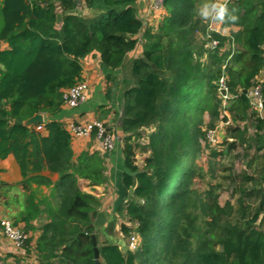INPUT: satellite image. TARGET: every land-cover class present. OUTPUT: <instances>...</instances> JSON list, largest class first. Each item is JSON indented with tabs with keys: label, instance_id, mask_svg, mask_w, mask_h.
Segmentation results:
<instances>
[{
	"label": "trees",
	"instance_id": "trees-1",
	"mask_svg": "<svg viewBox=\"0 0 264 264\" xmlns=\"http://www.w3.org/2000/svg\"><path fill=\"white\" fill-rule=\"evenodd\" d=\"M162 6L168 15L154 30L139 17L138 0L0 2V43L8 45L0 50V159L15 157L26 191L33 182L51 185L41 180L42 171L59 176L58 207H48L50 222L35 247L40 264H96L92 237L98 200L81 190L79 179L99 185L105 166L99 155L84 153L74 159L72 137L64 124L46 123L44 136L36 130L43 123L28 127L25 122L37 114L57 117L62 112L64 92L83 82V60L96 55L115 72L140 41L143 54L132 64L130 85L120 90L116 76L110 74L105 94L110 104H116L120 95L124 105L119 129L125 143L122 185L127 192L133 189L134 196L129 195L128 223L121 231L137 236L140 246L136 251H124L119 244L97 246L100 264H264V108L262 114L251 112L249 98L264 70V0L227 3L236 19L226 18L224 26L242 30L229 38L212 32L219 46L208 49L207 65L202 62L205 50L197 43L209 31L198 18L197 1L163 0ZM81 10L93 15L85 19ZM225 42L243 49L227 66L234 116L243 123L250 121L255 130L247 137L246 128H228L227 137L233 140L228 150L247 146L254 154L247 172L227 178L238 196L236 205L215 210L213 193L209 201H192L193 165L204 116L219 118L217 82L222 74L213 68L220 67L219 51ZM245 58L247 64L242 62ZM262 92L264 98V83ZM146 129L153 130L152 157L141 170L131 141ZM97 136L95 131L92 137ZM36 192L28 197L23 217L28 229L38 216ZM194 207L214 217L207 229L196 226ZM24 250L30 254L29 238Z\"/></svg>",
	"mask_w": 264,
	"mask_h": 264
},
{
	"label": "crops",
	"instance_id": "crops-1",
	"mask_svg": "<svg viewBox=\"0 0 264 264\" xmlns=\"http://www.w3.org/2000/svg\"><path fill=\"white\" fill-rule=\"evenodd\" d=\"M3 0H0V2ZM197 12L203 4L212 3L217 5L226 6V0H196ZM139 11L138 15L144 23L145 27L157 29L163 18L168 15L165 8L156 9L153 7V0H138ZM82 11V10H81ZM83 12H85L83 10ZM82 12V13H83ZM93 15H89L90 17ZM201 21L210 19L211 25H219L223 28L224 32L230 33L229 37L242 30L240 26L225 27L224 22H218L209 17L203 20L198 15ZM220 35L225 34L220 33ZM142 43V41H140ZM234 45V44H233ZM8 45L0 43V50H5ZM240 47L237 46V49ZM143 54V45L139 44L138 48L127 55L123 68H132L133 62L141 57ZM84 65H88L87 70ZM83 82L87 83L88 95L87 101L81 104L76 109L63 107L62 112L57 117L44 116L43 125L51 121H58L64 126L72 123H91L99 118L104 119L102 112L106 111L107 118L103 121L112 124L114 118L118 114L116 107H119V114L121 110V96H118L116 104H110L106 100V90L108 88L107 76L113 74L117 78L120 90L124 84V80L120 79L118 70L112 72L105 68L96 55H91L83 60ZM120 70V69H119ZM118 127V125H117ZM119 129V128H118ZM44 136L48 132L43 130L41 132ZM72 150L74 152V159L77 160L82 154L89 153L90 155H99L104 159L105 178L104 182L99 185H92L84 179H79V185L84 193L94 196L98 200L96 211L98 212V220L94 221L95 229L97 230L98 224L103 223L107 215H114L118 210L119 197L117 196L122 185V176L126 172L124 167L123 147L116 145L113 150L105 151L102 148L101 141L97 138H72ZM41 180L51 182V185L42 183L41 185L36 182L32 183L30 191H26L21 185L23 176L20 167L13 155L8 156L6 159H0V222L3 219L12 221L16 226L22 229L31 240V251L28 254L24 248L19 250L14 244L7 239L4 235L0 225V264H40L35 253V247L38 239L42 235L45 226L50 222L48 207L57 208L58 202L55 199L57 194L56 185L59 182L57 174H51L47 170L42 171L40 174ZM124 189V188H123ZM125 190V189H124ZM32 191H37L34 198V203L38 204V216L33 219L29 224L31 228H27L23 217L27 213V200ZM107 201V202H106ZM39 202H41L39 204ZM101 207V209L99 208ZM111 212V214H109Z\"/></svg>",
	"mask_w": 264,
	"mask_h": 264
},
{
	"label": "rangeland",
	"instance_id": "rangeland-1",
	"mask_svg": "<svg viewBox=\"0 0 264 264\" xmlns=\"http://www.w3.org/2000/svg\"><path fill=\"white\" fill-rule=\"evenodd\" d=\"M82 12L83 10L81 11V13ZM81 15L85 19H87L89 18L90 12H83ZM202 24L207 26L208 31L209 30L214 31L215 33L218 34L222 33L225 34V36H228L226 38H229L230 33L227 31L224 32L223 28H221L219 25L217 26L213 24L211 25L210 19L208 20L206 19ZM211 43L212 42L208 37H203V36L197 43L198 47H202L205 50L204 57L202 58V62L204 65H207L209 63V59H208L209 50H214L212 49ZM237 50L238 49L235 45L229 42H225V44L219 51V56H222V62L220 63V67L213 68L215 70H220L222 74V76L217 82L219 88H220V81L222 78H224L225 82H227V78H228L227 66L229 65V61L232 58L233 54L234 53L236 54ZM239 50L242 51L243 49L240 48ZM242 62L243 63L246 62L247 64L248 59L245 58V60H243ZM242 65L243 64H240L237 67L239 68ZM84 66L86 70L89 68L87 67L88 65H84ZM118 73L120 74L119 78L125 81L124 84L122 85V89L127 88L131 83V68H122L118 70ZM262 83H264V70L262 71L260 76L256 79V85L254 86V88L257 86H262L261 85ZM254 88H252L250 92H252ZM220 98L222 100V105L218 110L219 118L214 120V117L212 118V116L209 113L204 116L205 123L203 126H201L202 133L198 137L199 151L197 153L195 163L193 165L194 169H196V177L194 178L193 181L194 183L192 187V189L196 193L195 194L196 196L195 195H193L194 197L192 196L193 203L199 202V198L205 199V201H209L210 194L213 193L214 196L216 197L217 208L215 207L214 208L215 210H218V207L226 208V206L228 205L231 206L236 205L238 196L234 194L231 185L227 181V178L232 176L233 174L241 175L244 172H247L249 170L248 163L250 162L251 157L254 154V152L251 149H249L247 146H243V147L239 146L237 150L229 151L228 143L233 140L227 137L229 131L228 128L239 127L242 130L246 128L248 132L247 137H251L255 133V130L252 127L250 121L243 123L235 118L234 113L237 112V109H235V111L233 112L234 110L233 101H227L226 103H224L221 95ZM251 106H252L251 112L259 113L253 107L252 104ZM116 110L118 114L114 118L111 125L103 121L104 119L107 118V115L105 116V114L107 113L106 111L102 112L104 119L99 118L94 122H99L101 124H104V126L110 130V133L115 136L113 147H115L118 144L124 148L125 143L123 142V134L117 127L118 119L120 117L119 107H116ZM211 125H213L214 128H212ZM152 133L153 130L146 129L141 132L140 136L134 137L131 141V144L134 146L136 164L141 170H145L146 160L152 157V150L149 147V141H150L149 137ZM248 144H250V140L246 145ZM183 166L184 165H182L181 168ZM119 189L120 191L119 194L117 195L120 200L118 202L119 204L118 210L116 211L114 218L112 215H107L104 220H101L103 223L98 224L95 233L96 246L100 247L106 244L121 245V242H125L128 248L131 238L134 235V234H129V236H127L124 235L123 232L121 231L122 225L128 223V218L126 216L125 208L129 202L130 192H127L122 187H120ZM99 208L101 209V207ZM122 208L123 210L122 213L120 214L119 211ZM191 213L193 216H198L199 219L196 223V226L200 229H207L209 227V224H212L213 222L214 217H212V215L206 214V212L203 211L201 207L192 208ZM109 214H111V212H109ZM217 216L219 218L218 222L220 221L221 224L222 223L221 219H223V217L221 218L219 213ZM96 220H98L97 211L95 216L93 217V223ZM138 246H140L139 240H138Z\"/></svg>",
	"mask_w": 264,
	"mask_h": 264
},
{
	"label": "built area",
	"instance_id": "built-area-1",
	"mask_svg": "<svg viewBox=\"0 0 264 264\" xmlns=\"http://www.w3.org/2000/svg\"><path fill=\"white\" fill-rule=\"evenodd\" d=\"M232 0H226V3L231 2ZM163 0H153V7L156 9H161ZM214 31H210L209 33L212 34ZM208 33V38L211 40L212 49H215L219 46V41L214 40L211 37V34ZM262 85V84H261ZM225 91L226 95L223 96L221 94V91ZM219 92L221 97L223 98L224 103L227 101H230L234 99L233 96L229 95L227 82H225V79L222 78L220 81V88ZM88 95V87L85 82L79 83L75 87L67 90L64 92L63 95V107L70 108V109H76L81 104L85 103L87 100ZM249 98L251 101V104L253 107L262 114L263 112V92H262V86H257L254 88L252 92L249 93ZM66 127V126H65ZM67 130L69 131L72 138H91L93 136V133L97 131L98 136L97 139L101 141L102 148L105 151H111L113 150L114 145V138L115 136L110 133V130L104 126V124H101L99 122H91V123H72L68 125ZM36 130L38 132H42L45 130L44 125H37ZM1 228L3 230L4 235L9 239L14 246L21 250L24 248L26 241L28 240V235L20 229L18 226H16L12 221L8 219H3L0 222ZM139 238L137 236H133L131 238V241L128 246L129 251H135L138 249V240Z\"/></svg>",
	"mask_w": 264,
	"mask_h": 264
},
{
	"label": "water",
	"instance_id": "water-1",
	"mask_svg": "<svg viewBox=\"0 0 264 264\" xmlns=\"http://www.w3.org/2000/svg\"><path fill=\"white\" fill-rule=\"evenodd\" d=\"M61 21H62V17L61 15H58L57 17V25H60L61 24ZM243 93H247L246 90L243 91ZM221 94L223 96L226 95V92L223 90L221 91ZM123 111H124V105L121 106V110H120V117L118 119V128H122L123 126V123H124V119H123ZM44 122V116L42 114H37L35 115L34 117H32L31 119H29L28 121L25 122L26 126L28 127H32V126H35L37 124H41ZM130 194L131 196H134V190L132 189L130 191ZM140 201V200H139ZM141 202V201H140ZM92 241H93V244H94V256H95V263L96 264H100V259H101V256H100V250L99 248L96 246V241H95V235H93L92 237ZM121 246L122 248L125 250V251H128V248L126 246V243L125 242H121Z\"/></svg>",
	"mask_w": 264,
	"mask_h": 264
},
{
	"label": "clouds",
	"instance_id": "clouds-1",
	"mask_svg": "<svg viewBox=\"0 0 264 264\" xmlns=\"http://www.w3.org/2000/svg\"><path fill=\"white\" fill-rule=\"evenodd\" d=\"M198 15L203 19L211 17L218 22H225L226 18L232 21L236 19L234 15L228 12L226 6L217 5L214 3H212L211 5H209L208 3L203 4L202 7L198 10Z\"/></svg>",
	"mask_w": 264,
	"mask_h": 264
}]
</instances>
